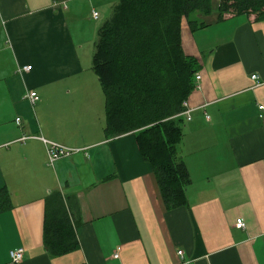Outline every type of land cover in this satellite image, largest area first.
I'll return each instance as SVG.
<instances>
[{
    "label": "crops",
    "instance_id": "obj_1",
    "mask_svg": "<svg viewBox=\"0 0 264 264\" xmlns=\"http://www.w3.org/2000/svg\"><path fill=\"white\" fill-rule=\"evenodd\" d=\"M117 2L0 0V190L11 203L0 212V264H264V17L218 18L212 0L210 15H191L206 26L182 19L181 46L201 78L176 117L187 203L167 209L134 134L104 133L92 58ZM40 136L81 150L49 166ZM57 210L77 246L51 255L45 220Z\"/></svg>",
    "mask_w": 264,
    "mask_h": 264
},
{
    "label": "trees",
    "instance_id": "obj_2",
    "mask_svg": "<svg viewBox=\"0 0 264 264\" xmlns=\"http://www.w3.org/2000/svg\"><path fill=\"white\" fill-rule=\"evenodd\" d=\"M212 0H118L98 31L93 70L105 99L107 138L132 132L142 158L151 166L167 209L185 206L190 183L177 156L183 132L176 117L194 90L199 64L181 46V21L189 28L206 26L191 19L210 15ZM225 13L264 17V0H220ZM9 193L0 190V212L10 208ZM63 212L47 214L45 238L51 255L77 246Z\"/></svg>",
    "mask_w": 264,
    "mask_h": 264
},
{
    "label": "built area",
    "instance_id": "obj_3",
    "mask_svg": "<svg viewBox=\"0 0 264 264\" xmlns=\"http://www.w3.org/2000/svg\"><path fill=\"white\" fill-rule=\"evenodd\" d=\"M92 17L94 19H97L98 18V13L96 11H93L92 12ZM30 68H31V66H29V65L28 66H23L18 71L19 72L27 71ZM200 78H201L200 74L196 72L195 75H194V88H198L199 87ZM252 78L253 79H257V76L256 75H252ZM27 97L30 100V103L33 104L35 99H36V93L31 91V92L28 93ZM182 105L184 107L183 111L186 112V113H189L190 110H189L188 103H187L186 100L182 103ZM19 121H20V119L16 118V122L19 123ZM27 138L28 137L23 136L21 139L25 140ZM36 138L41 140L43 142L44 146H45L47 165H49V166H53L54 163L57 160H59L61 158L70 157L71 155H73V154H75V153H77V152H79L81 150L79 148H70V147L64 146L62 144H58L56 142L47 140V139H45L42 136L36 137ZM235 226L238 227V228H244L245 224L242 221V219H237L236 223H235ZM23 253H24V250L21 247H17V248L11 249L9 251V256H10L11 261L14 262V263L20 262L23 259ZM177 253L181 254L182 251L178 250Z\"/></svg>",
    "mask_w": 264,
    "mask_h": 264
},
{
    "label": "rangeland",
    "instance_id": "obj_4",
    "mask_svg": "<svg viewBox=\"0 0 264 264\" xmlns=\"http://www.w3.org/2000/svg\"><path fill=\"white\" fill-rule=\"evenodd\" d=\"M97 22H98V26H97V27H99V26L101 25L102 22H101V20H98ZM99 23H100V24H99ZM92 45H93V44L90 42V43H89V46L92 47ZM2 98H4V96H2ZM8 121H9V119H8ZM1 125H3V124H1Z\"/></svg>",
    "mask_w": 264,
    "mask_h": 264
}]
</instances>
